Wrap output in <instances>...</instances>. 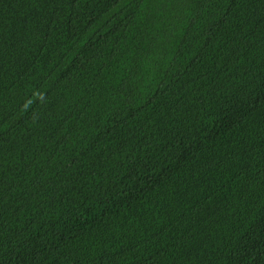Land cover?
<instances>
[{
	"label": "trees",
	"instance_id": "1",
	"mask_svg": "<svg viewBox=\"0 0 264 264\" xmlns=\"http://www.w3.org/2000/svg\"><path fill=\"white\" fill-rule=\"evenodd\" d=\"M0 264H264V0H0Z\"/></svg>",
	"mask_w": 264,
	"mask_h": 264
}]
</instances>
